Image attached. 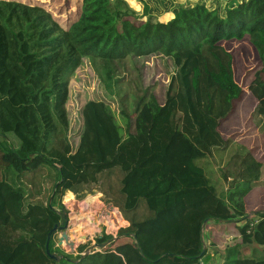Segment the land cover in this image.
<instances>
[{"label": "trees", "instance_id": "trees-1", "mask_svg": "<svg viewBox=\"0 0 264 264\" xmlns=\"http://www.w3.org/2000/svg\"><path fill=\"white\" fill-rule=\"evenodd\" d=\"M130 1L67 0L65 21L42 0H0V264H264V212L253 219L245 206L264 188L263 162L219 131L238 95L225 43L250 42L259 58L250 90L264 96V0H189L167 19L146 0L137 15ZM151 56L175 67L164 103L138 65ZM85 62L123 121L135 116L134 134L121 135L109 103L89 100L73 144L70 82ZM251 120L264 140L263 102ZM97 195L128 226L74 253L58 231L49 249L61 260L52 259L46 243L59 212L70 214L64 198ZM210 222L244 223L222 254L207 242Z\"/></svg>", "mask_w": 264, "mask_h": 264}, {"label": "rangeland", "instance_id": "rangeland-1", "mask_svg": "<svg viewBox=\"0 0 264 264\" xmlns=\"http://www.w3.org/2000/svg\"><path fill=\"white\" fill-rule=\"evenodd\" d=\"M47 2L46 6L50 7L57 15L63 16L65 21L70 11V5L66 3L67 0H42ZM151 6L155 14L165 19L172 16V9L176 4L188 3L189 0H146ZM196 1V0H195ZM206 3L211 0H203ZM130 5L135 9L137 15L143 13V6L136 0L130 1ZM145 20V18H144ZM225 47L233 54V81L237 87L238 95L235 102L234 111L231 116L220 124L219 131L225 139H234L235 143L245 145L251 149L254 154L260 158L264 165V140L260 129L256 123L251 120V116L258 104L264 103V96L258 100L253 96L250 90V85L254 79V73L259 67V58L248 40L245 41H231L224 44ZM138 65L143 69V79L146 85L151 82H157L158 88L156 96L160 103H164L165 93L168 82L175 73V67L170 58L164 56H151L149 58L138 59ZM71 97L68 103L70 118L72 120V142L77 144L78 133L82 126L81 108L89 100L106 101L109 103L112 112L115 115L118 125L121 126V135L126 137L127 134L135 133V116L132 115L128 122L123 121L120 117L118 103L109 98L108 93L102 87L95 71L90 67L88 62L77 70L71 79ZM132 113V111H131ZM95 197V196H94ZM94 204H86L87 199L81 202L68 201L67 196L63 202L70 212L71 223L68 228V234H71V239L78 244L85 241L83 237H94L106 230L108 234L117 235L122 227H127L128 224L124 221L121 215L115 210L108 208L100 201V196L97 195ZM264 205V188L253 189L245 198L246 210L257 208L258 211L263 210ZM78 212L80 215H78ZM109 212L110 215H109ZM256 215L252 218L255 219ZM110 223L113 225L110 226ZM243 222H226L217 223L210 222L205 230L206 239L212 241V248L224 250L226 243H236L239 240L240 228ZM232 237V239H230ZM129 241L127 238L121 239L119 243ZM219 247V248H218ZM64 248L70 252V247L65 245ZM214 250H212L213 252ZM213 254V253H212ZM221 259V258H220ZM218 262L219 257H215Z\"/></svg>", "mask_w": 264, "mask_h": 264}, {"label": "water", "instance_id": "water-1", "mask_svg": "<svg viewBox=\"0 0 264 264\" xmlns=\"http://www.w3.org/2000/svg\"><path fill=\"white\" fill-rule=\"evenodd\" d=\"M58 186V185H57ZM57 188V187H56ZM52 199H53V196L51 197L50 201H49V205L52 204ZM108 208L114 210V206L113 205H108ZM60 215H61V221H60V224L58 225H55L54 229L49 233L48 235V240H47V243H46V250H47V253L50 255V257L52 259H55L56 261H60L61 258L57 255V254H52L50 252V249H49V244H50V241H51V238H52V235L56 232H62L61 234V237L59 238V246H62L64 247L65 245H68L70 247V252L71 253H74L76 248L78 247L79 244H77V242L71 240L69 234H68V228L70 226V223H71V220H70V214L67 213L66 210H62L61 212H59ZM249 217H251V215H249ZM208 221H205L203 227L205 228L206 224H207ZM223 222V221H222ZM85 239V241H83V243L89 241L90 237L89 236H85L83 237ZM133 238L136 239V236L133 235ZM118 239V237H113L111 240H108L104 243H94L92 244L91 246H89L86 251L81 255V258L79 260H76L74 261V263H78V262H81L82 260H84L87 256H89L90 254H92L93 252L95 251H98V250H102L104 248H106L108 245H111L113 242H115L116 240ZM206 252V246L204 247L203 249V252H202V255Z\"/></svg>", "mask_w": 264, "mask_h": 264}, {"label": "crops", "instance_id": "crops-1", "mask_svg": "<svg viewBox=\"0 0 264 264\" xmlns=\"http://www.w3.org/2000/svg\"><path fill=\"white\" fill-rule=\"evenodd\" d=\"M100 196V195H99ZM73 201L74 202H76V200H75V198H73ZM257 208H253V209H251V211H250V209H248V210H246L247 212H248V214L249 215H251V217L255 214V213H258V212H264V211H258V210H256ZM115 210V209H114ZM263 210H264V205H263ZM117 212H118V210H116ZM110 213L111 212H109V215H110ZM119 213V212H118ZM78 215H80V213L78 212ZM71 216V215H70ZM71 220V219H70ZM72 222V221H71ZM104 231V230H103ZM102 233V232H101ZM100 234V233H99ZM70 236H71V234H70ZM72 237V236H71ZM70 237V238H71ZM90 237V239H91V236H89ZM230 239H232V237L230 238ZM72 240V239H71ZM212 242H213V240L212 241H209V243L210 244H212ZM81 243H83V242H81ZM214 243V242H213ZM235 243V242H234ZM234 243H231L230 241H229V243H226V246L224 247V249L228 246V245H230V244H234ZM78 244V243H77ZM80 244V243H79ZM219 248V247H218ZM212 250H214L213 248H212ZM216 252L217 253H219L220 252V250L219 249H216ZM223 252V251H222ZM219 260H220V258H219ZM220 263H222V261L220 262Z\"/></svg>", "mask_w": 264, "mask_h": 264}, {"label": "built area", "instance_id": "built-area-1", "mask_svg": "<svg viewBox=\"0 0 264 264\" xmlns=\"http://www.w3.org/2000/svg\"><path fill=\"white\" fill-rule=\"evenodd\" d=\"M254 224H256V222L255 223H253V225H251L252 227L254 226Z\"/></svg>", "mask_w": 264, "mask_h": 264}]
</instances>
